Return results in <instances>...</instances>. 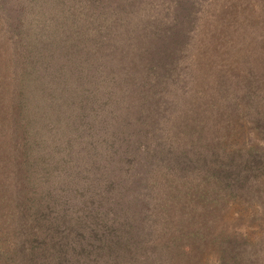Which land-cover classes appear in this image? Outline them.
I'll return each mask as SVG.
<instances>
[{
    "label": "trees",
    "instance_id": "trees-1",
    "mask_svg": "<svg viewBox=\"0 0 264 264\" xmlns=\"http://www.w3.org/2000/svg\"><path fill=\"white\" fill-rule=\"evenodd\" d=\"M227 204L264 227V0H0V264H264Z\"/></svg>",
    "mask_w": 264,
    "mask_h": 264
},
{
    "label": "rangeland",
    "instance_id": "rangeland-1",
    "mask_svg": "<svg viewBox=\"0 0 264 264\" xmlns=\"http://www.w3.org/2000/svg\"><path fill=\"white\" fill-rule=\"evenodd\" d=\"M232 3L234 4V0H232ZM79 121L82 122V119H79ZM86 122H94V119H87L83 120ZM111 126V125H110ZM110 126L106 128V132L108 133L110 130ZM103 131L99 130H91L89 133L88 140L90 141V144H93L94 141L99 142L104 138L103 136ZM250 135H245L244 139L246 140L245 144L248 145L253 140L259 141L260 137L258 136V133L253 134L251 130L248 131ZM101 134V136H99ZM127 136V132L125 133V137ZM116 139L110 138L109 135L107 136L106 142H110V147L113 148L115 144ZM103 146V145H102ZM246 147V146H245ZM117 157L119 159L111 160V165L113 166V169L118 173V171L121 172V167L124 165V161H121L120 159L124 157L122 153L117 154ZM114 157V156H113ZM230 204V203H229ZM229 204H227V207H229ZM224 214L220 215L218 217H215L213 222L210 224H207L208 229L210 232L214 235H217V233L220 234H229V235H236L241 237H246L247 239H255L256 237L259 236L260 233H262V230L264 227L260 226L256 220L251 219V217L246 216V215H239V210L236 207L235 204H232L231 207L228 209H224ZM201 221L207 222L209 219L207 217H201ZM218 238L217 236H214L211 240L213 249H206L205 251L199 253L195 260L193 261L192 264H217V247L214 244V239ZM208 250V251H207ZM181 264H186L188 263V259L184 257L182 261L180 262Z\"/></svg>",
    "mask_w": 264,
    "mask_h": 264
}]
</instances>
